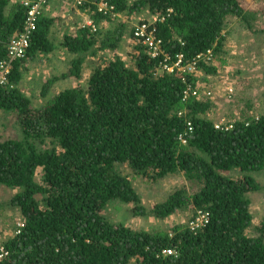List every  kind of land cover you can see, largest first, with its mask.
<instances>
[{
    "label": "trees",
    "instance_id": "16d2710c",
    "mask_svg": "<svg viewBox=\"0 0 264 264\" xmlns=\"http://www.w3.org/2000/svg\"><path fill=\"white\" fill-rule=\"evenodd\" d=\"M10 1L0 0V63L9 60L8 42L25 22L22 5L8 12ZM103 1L115 14L148 9L159 15L156 34L164 54L153 57L140 43L135 66L114 55L94 68L87 88L68 87L45 105L33 106L19 87L24 66L55 48V19L38 20L27 58L14 60L9 82L0 85V109L15 112L23 131L21 139L0 142V184L15 191L8 203L24 224L4 242L0 264H264V222L251 235L249 196L262 185L252 174H226L264 168V115L217 129L208 116L215 104L185 94L196 87L194 73L169 72L162 65L165 57L172 63L182 53L186 62L196 61L206 74H216L217 66L197 56L224 49L231 18L254 30L255 10L245 0H89L81 6L97 27L114 21L112 12L99 10ZM126 29L119 23L106 33L83 28L66 35L63 45L77 57L60 77L47 80L42 94L57 79L80 80L86 59L117 50ZM189 122L193 129L184 144L180 134ZM118 163L153 180L183 171L191 190L176 187L147 208ZM39 169L42 182L36 179ZM113 201L133 204L135 216L162 219L192 209L193 216L206 211L209 219L196 231L189 225L136 230L106 216Z\"/></svg>",
    "mask_w": 264,
    "mask_h": 264
},
{
    "label": "rangeland",
    "instance_id": "374dc122",
    "mask_svg": "<svg viewBox=\"0 0 264 264\" xmlns=\"http://www.w3.org/2000/svg\"><path fill=\"white\" fill-rule=\"evenodd\" d=\"M24 0H11L8 12L13 13L17 6ZM132 3L135 0H128ZM247 8L255 10L257 20L254 30L246 29L237 19L231 18L224 30V49L212 57L209 64L218 67L216 74H206L201 67L195 70L197 80L196 88L199 98L210 99L215 107L208 116L215 123H234L236 119L245 116L256 117L264 115V0H245ZM23 6V5H22ZM127 12L113 13L114 21H103L99 31L103 33L114 29L117 24L124 23L126 34L117 50H105L95 56H89L84 64L82 78L57 79L46 95L42 94L47 80L66 72L73 58L72 53L63 45L66 35L77 34L84 23L89 19L87 9H83L77 0H61L46 12V15L55 19L51 28V38L55 48L49 54L40 55L36 59L26 61L23 76L19 87L25 93L33 106H43L55 95L68 87L81 85L87 88L88 79L96 67L104 66L114 55L121 56L129 66H135L138 54L139 40L133 36V27L136 23L146 20L152 11L145 9L143 12L127 15ZM143 44V43H142ZM233 89L230 92V89ZM21 139L23 131L19 118L15 112H6L0 109V142L6 139ZM45 149V145H40ZM117 168L132 179L134 186L142 197L147 208L164 200L176 187H187L191 190L189 181L184 172L170 174L164 178L153 180L150 177L134 172L127 164H117ZM233 178H242L245 174H252L261 183L260 191L250 193V210L253 217L251 235L258 234L255 227L264 222V168L260 171L243 172L235 169L226 172ZM42 169H39L36 179L42 182ZM15 193L10 187L0 184V250L4 249V242L17 233V228L22 223L21 213L13 209L8 203ZM134 205L120 201L111 202L105 209L106 216L115 223H122L136 230H169L174 225L187 226L193 216L192 209L178 211L167 218H157L153 215L135 216L131 209ZM199 212V211H198ZM197 212V213H198Z\"/></svg>",
    "mask_w": 264,
    "mask_h": 264
},
{
    "label": "built area",
    "instance_id": "2783aa9c",
    "mask_svg": "<svg viewBox=\"0 0 264 264\" xmlns=\"http://www.w3.org/2000/svg\"><path fill=\"white\" fill-rule=\"evenodd\" d=\"M61 0H24L22 5L25 10V22L23 29L15 34L12 39L8 42V50H9V60H3L0 63V85H5L9 82L8 74L11 73V63L14 60H24L28 56V52L31 46L32 38L37 30L38 20L46 15V12L51 9L56 3L60 2ZM78 3L83 5L85 2L89 0H77ZM99 10L103 13L107 14L108 12L113 13V6L109 5L107 2H99ZM87 22L83 24V28H89L92 32H97L98 27L92 22L90 17H88ZM146 20H142L136 23L133 27L134 30V37L139 40V42L143 43L147 46L149 53L151 56L156 57L159 54H164L162 49L163 41L159 38L156 34V26L160 20L159 15L151 14L148 15ZM167 56V55H166ZM214 56L213 51L209 49L205 53H201L197 56L198 59H202L205 61H210ZM172 59L167 56L165 57L162 65L163 69L169 72L174 71H182L184 73L190 72L194 73L197 69L196 61L186 62L185 57L182 53L176 55V60L172 63ZM195 75V74H194ZM232 88L230 92H232ZM197 94L196 87H189L185 94ZM198 97V96H197ZM215 127L217 129H231L233 128V123H215ZM193 126L191 122L188 123V131L183 134H180V140L186 144L188 142L187 135L190 131H192ZM209 219L208 212L206 211H199L197 215L191 220L189 226L193 231L201 229ZM24 224L21 223L20 226ZM3 252V250H1ZM167 253H171V250H167ZM2 257V255H1Z\"/></svg>",
    "mask_w": 264,
    "mask_h": 264
},
{
    "label": "clouds",
    "instance_id": "9594fccd",
    "mask_svg": "<svg viewBox=\"0 0 264 264\" xmlns=\"http://www.w3.org/2000/svg\"><path fill=\"white\" fill-rule=\"evenodd\" d=\"M45 16V15H44ZM214 56H215V53L213 52ZM21 227V226H20Z\"/></svg>",
    "mask_w": 264,
    "mask_h": 264
}]
</instances>
